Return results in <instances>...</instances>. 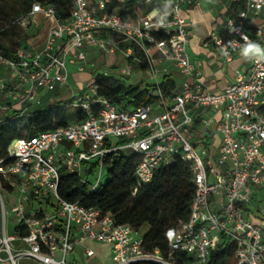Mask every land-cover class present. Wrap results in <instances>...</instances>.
Returning a JSON list of instances; mask_svg holds the SVG:
<instances>
[{"label": "built area", "instance_id": "built-area-1", "mask_svg": "<svg viewBox=\"0 0 264 264\" xmlns=\"http://www.w3.org/2000/svg\"><path fill=\"white\" fill-rule=\"evenodd\" d=\"M153 1L159 6L122 18L106 9L107 0H72L69 15L61 18L53 5L34 0L14 20L25 27L40 19L46 28L40 49L19 45L16 59L0 50V66L6 68L0 74V122L38 105L42 91L65 85L69 63L77 73L95 68L86 58L90 46L106 54L119 49L128 65L91 74L86 89L70 97L69 106L85 111L82 120L15 138L0 155V264H19V259L67 264L66 256L77 245L86 257L93 255L86 241L107 245L112 264H211L221 257L226 264L232 259L234 264H264V55H242L230 81L213 92L187 51V21L180 12L182 4L200 0H138L143 5ZM238 1L242 8L223 22L228 38L213 32L207 40L223 64L241 52L242 37L251 41L244 28L249 13L259 19L252 35L264 48V0ZM167 62L184 80L164 94L157 78L168 75ZM135 63L154 79L153 102L124 109L97 93L98 74L131 75ZM126 150L136 157L137 185L176 158L190 163L194 188L188 218L166 228L165 255L146 251L142 234L129 224L115 223L109 213L58 194L62 171L96 190L106 157ZM254 189L261 198L251 205ZM175 253L190 260L177 262Z\"/></svg>", "mask_w": 264, "mask_h": 264}, {"label": "trees", "instance_id": "trees-1", "mask_svg": "<svg viewBox=\"0 0 264 264\" xmlns=\"http://www.w3.org/2000/svg\"><path fill=\"white\" fill-rule=\"evenodd\" d=\"M34 0H0V50L1 54L10 59H16L14 50L24 41L16 43L12 37L19 35L20 26L14 20L30 10ZM43 4H51L56 9L58 17L66 18L72 9V0H37ZM159 3L153 1L143 5L137 0H128L124 5L107 3L106 9L118 8L117 12L122 18L134 16L138 11L146 12ZM242 8L238 0L230 3L226 14L230 15ZM258 19V18H257ZM256 22H245L244 28L251 34V41L256 42L252 35ZM223 39L228 36L223 28L218 30ZM10 37L12 44L4 41ZM113 71V69H110ZM96 91L99 95L108 98L119 108L131 109L144 106L154 101L153 85L140 83H126L120 78L98 74L95 79ZM160 88L164 94L175 88L174 81L164 75L160 81ZM68 98L55 107L33 105L24 112L23 116H6L0 122V155L6 152L9 142L22 136H30L45 130L66 125L69 121L82 120L86 113L77 108L69 114L67 108ZM93 110L96 107H92ZM124 139V138H123ZM123 139L115 138L113 142ZM135 155L131 151H117L105 159V179L96 190H89L75 174L61 172L57 191L65 200L78 202L86 207H96L109 213L115 223L129 224L133 230L138 231L146 226L142 233V244L146 251L158 249L163 255L167 251V242L164 233L167 227L177 221L188 218L189 206L193 196V181L190 163L176 158L169 164L157 168L150 181L137 185L134 179ZM134 188L136 191L132 194ZM177 262L187 263L190 256L175 253ZM132 264H158L152 261H138ZM211 264H226L224 258L213 260Z\"/></svg>", "mask_w": 264, "mask_h": 264}, {"label": "crops", "instance_id": "crops-1", "mask_svg": "<svg viewBox=\"0 0 264 264\" xmlns=\"http://www.w3.org/2000/svg\"><path fill=\"white\" fill-rule=\"evenodd\" d=\"M127 1L128 0H107V3H117L119 5H124ZM232 1L234 0H200L199 4H182L180 9L182 16L187 21V51L191 60L199 63L205 78V83L209 90L213 92L220 91L230 81L234 70L239 68L241 63L242 53L240 52L239 54L235 55V57L230 62L223 64L219 59L218 51L214 45L211 42L207 43L210 35L213 32H218V30L222 28L224 19L227 17L226 10ZM249 15H251V23L259 21V19H256L251 13H249ZM115 53L116 52L102 54L114 55ZM87 61L96 64L93 59H87ZM164 65L168 68V76L170 78L173 73H178L170 63L167 62ZM74 71L77 73L76 70ZM91 74V72H88V75ZM69 75L70 73L68 76ZM178 75L180 74L178 73ZM180 76L182 77L180 82L181 84L184 80V77L182 75ZM138 78L139 77H137L136 80H138ZM175 86H177L176 83ZM85 245L93 249V255L86 257L84 255L83 247L79 245L75 246L74 251H79L84 259L97 258L98 250H100V252L104 251V253L107 255V258L104 261H101L102 264H112L109 247L107 245L98 244L91 241H86ZM74 251L69 255L71 256Z\"/></svg>", "mask_w": 264, "mask_h": 264}, {"label": "rangeland", "instance_id": "rangeland-1", "mask_svg": "<svg viewBox=\"0 0 264 264\" xmlns=\"http://www.w3.org/2000/svg\"><path fill=\"white\" fill-rule=\"evenodd\" d=\"M112 10H119L118 8H114ZM251 21V15L247 16L246 22ZM45 28L46 24L42 20L38 19L36 24L29 23L25 27H20L19 30V35L12 37L13 40L16 43H21L24 41L25 44L30 45L34 49H40L43 44V39L45 35ZM5 43L10 45L12 44V40L10 37H7L4 39ZM86 57L88 60L93 59L94 62H96V67L93 69H90L86 72H81V73H75L74 70L75 64H68V71L70 75L68 76L67 83L61 87L56 88L53 91H42L40 93L41 98H42V105L44 104L45 106H52L55 107L59 104L61 101L64 103L68 98H70L72 95H77L80 90L86 89L87 84L90 82L91 77L88 75V72H91L92 74L98 72V71H103L107 70L110 71V69H113V71H117L120 67H126L128 65L127 61L122 57L121 52L119 49H117L116 53L114 55H105L102 54L95 46H90L86 49ZM138 65L135 63L132 66V73L131 75H125V76H118L122 81L126 83H134L137 77H139L138 82H144L145 84L152 85L154 83V79L148 78V73L137 67ZM6 68L0 66V74L5 72ZM136 75H138L136 77ZM171 79L176 83L177 87L179 86L182 77L178 75V73H173L171 75ZM158 82L161 81V77L159 76L157 78ZM137 82V83H138ZM33 107V106H32ZM30 107V108H32ZM77 107L73 106H68L67 111L71 115L76 111ZM210 156H212V151H210ZM97 176V173L94 172L92 175H88L87 179L89 182H94L95 177ZM103 179H105V171L103 173ZM260 191L257 189H254L253 195H252V200H251V205H256L259 204V200L261 198V195L259 193ZM14 217V215H10L8 220H11ZM7 229L10 232L11 231V224L8 222ZM146 229V226H142L138 231L137 234H142ZM96 243V242H94ZM100 244V243H98ZM4 255V253H2ZM109 257V254H108ZM70 258V260H69ZM107 258L106 253L104 251L98 250V257L97 258H89V259H84L83 256H81V253L77 250L74 251V253L70 256H66V263L67 264H102L101 261H104ZM235 260H231V264H234ZM19 264H33L32 262L26 260V259H19L18 260Z\"/></svg>", "mask_w": 264, "mask_h": 264}, {"label": "clouds", "instance_id": "clouds-1", "mask_svg": "<svg viewBox=\"0 0 264 264\" xmlns=\"http://www.w3.org/2000/svg\"><path fill=\"white\" fill-rule=\"evenodd\" d=\"M242 38L245 40L244 45L241 47V53L244 57L264 55V48H261L259 44L248 40L247 37Z\"/></svg>", "mask_w": 264, "mask_h": 264}]
</instances>
